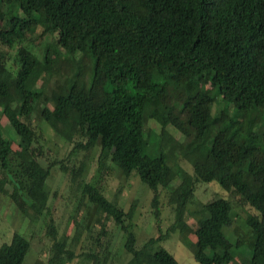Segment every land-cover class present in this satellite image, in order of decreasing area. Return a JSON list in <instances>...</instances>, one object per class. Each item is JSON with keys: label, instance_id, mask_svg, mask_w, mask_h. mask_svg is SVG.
Wrapping results in <instances>:
<instances>
[{"label": "trees", "instance_id": "1", "mask_svg": "<svg viewBox=\"0 0 264 264\" xmlns=\"http://www.w3.org/2000/svg\"><path fill=\"white\" fill-rule=\"evenodd\" d=\"M0 5L5 7L0 45L8 49L0 51V116L20 148L13 149L0 124V191L16 161L10 196L21 213L29 207L41 214L46 207L50 166L42 164L33 145L37 112L59 137L75 141L73 150L98 145V163L110 159L124 175L136 174L152 191L157 221L160 187L170 190L180 219L195 184L216 181L251 209L245 222L253 248L243 264H264V0H0ZM55 34L39 59L32 43ZM77 53L89 59L88 79L87 68L78 67L56 81L47 96L46 82L57 73L56 63L72 61ZM205 80L213 93L202 88ZM40 99L52 108L38 109L34 103ZM155 111L187 142L173 140L164 127L147 139L144 127ZM257 120L260 134L254 129ZM154 140L156 146L149 142ZM179 154L192 174L177 162L170 164ZM175 179L180 182L173 187ZM82 193L124 232L130 254L125 264H177L157 246L162 234L136 247L130 229L133 205L123 210L90 183ZM230 212L223 197L200 206L193 255L200 264L234 259L238 243L224 234ZM180 230L189 227L182 222ZM29 247L30 241L14 231L0 246V264H22ZM55 247L56 256L66 253L70 259L61 241Z\"/></svg>", "mask_w": 264, "mask_h": 264}, {"label": "rangeland", "instance_id": "2", "mask_svg": "<svg viewBox=\"0 0 264 264\" xmlns=\"http://www.w3.org/2000/svg\"><path fill=\"white\" fill-rule=\"evenodd\" d=\"M4 10L5 7L0 5V12ZM13 11L22 15L19 8L14 7ZM55 37L56 34L45 35L40 41L34 40L31 47L39 59H42L45 46ZM7 50L5 46L0 45V51ZM60 55L64 53L61 52ZM70 59L72 61L60 59L56 63L57 73H53L46 82L47 96L50 95L56 81L61 82L65 73L71 76L78 67L87 68L84 70V77L88 79L89 59L80 53ZM42 83L43 77L36 85L40 86ZM202 88L210 93L214 92L213 86L207 80L202 83ZM34 104L38 109L45 105L52 108L50 102L45 104L42 99L35 101ZM260 122L257 120L254 126L259 134L262 131ZM0 124L5 137L12 141L13 149L20 152L15 133L4 116H0ZM32 127L37 135L33 145L40 151L38 159L43 165L50 166V174L44 185L47 194L46 207L41 214L34 213L29 207L26 213H21L16 208L10 196L16 184L14 179V174L18 170L16 161L10 165L7 172L8 181L4 190L0 191V246L11 241L14 231L24 235L30 241V247L22 264H125L129 259L130 254L124 248V232L112 218H107L103 212L98 211L96 205L82 193L86 183H90L110 200L117 202L125 211L133 205L134 214L130 221V229L135 233L136 247H140L150 237L162 234L163 238L159 240L157 246H162L170 252L177 264H200L193 256L196 251L194 231L198 226V210L204 203L220 197L226 198L231 204V221L224 227V234L234 244L238 243L237 253L230 264H243L250 258L253 240L245 219L251 209L241 205L216 181L195 184L193 196L180 213V219H177L174 205L170 202V190L160 187L157 221L155 208L151 203V189L143 184L136 174L124 175L110 159L98 163V145L89 150L81 148L73 150L75 141L69 142L59 137L37 112L32 115ZM162 127L173 140L187 142L188 139L173 126H165L160 111H155L147 121L144 134L147 139L153 140V134H159ZM149 142L156 146V140ZM166 151L170 152V149ZM175 152L176 150L173 153L176 154ZM172 161L192 174L191 165L182 155L170 158L171 165ZM73 170L78 171L79 175L74 177ZM179 182V179H175L171 185L175 187ZM20 196L26 206H29L30 199L23 191L20 192ZM182 222L189 227L186 232L180 230ZM57 241H61L64 250L71 253L70 259H67L66 253H59L56 256Z\"/></svg>", "mask_w": 264, "mask_h": 264}]
</instances>
